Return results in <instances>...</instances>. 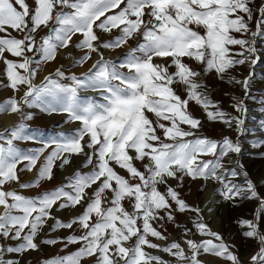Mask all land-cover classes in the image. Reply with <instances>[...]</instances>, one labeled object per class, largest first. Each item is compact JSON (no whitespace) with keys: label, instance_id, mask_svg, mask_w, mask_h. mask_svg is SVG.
Segmentation results:
<instances>
[{"label":"snow or ice","instance_id":"snow-or-ice-1","mask_svg":"<svg viewBox=\"0 0 264 264\" xmlns=\"http://www.w3.org/2000/svg\"><path fill=\"white\" fill-rule=\"evenodd\" d=\"M257 41L264 42V0H0V62L5 86L18 94L0 102V113L22 117L0 131V240L8 241L0 243V264H21L41 245L77 247L40 264H264V176L244 162L245 147L264 159V120L260 135L244 142L248 101L264 114ZM70 47L83 54L69 67L99 58L79 75L62 66L36 83L40 66ZM121 48L127 50L116 60L104 58L102 50ZM210 76L238 88L231 112L212 98ZM87 92L96 95L81 96ZM191 103L235 135L202 134ZM31 109L66 114L63 122L79 127L22 148L38 140L26 123ZM80 155L88 170L50 190L34 196L9 190L13 182L42 188L54 169ZM34 170L32 180L20 181ZM185 179L217 185L220 230L183 198ZM77 207L68 220L56 215ZM177 213L192 218L182 227ZM166 223L182 232L183 243L169 240ZM61 230L70 234L54 235ZM237 239L257 242L247 262Z\"/></svg>","mask_w":264,"mask_h":264},{"label":"rangeland","instance_id":"rangeland-1","mask_svg":"<svg viewBox=\"0 0 264 264\" xmlns=\"http://www.w3.org/2000/svg\"><path fill=\"white\" fill-rule=\"evenodd\" d=\"M258 2H259V0H258ZM45 31L46 30L39 32L37 34V38L39 37V35H43ZM116 34H117L116 32H113V33H101L100 35H101L102 40H107ZM78 39H79V37L74 38L73 44L78 42ZM259 45H262V46L259 48ZM257 46H258L259 51L264 53V42L257 41ZM126 50H127V48L112 49V50L104 49L103 50V52H105L104 58L107 60H110L109 55H111V53L115 54L116 57L117 56L120 57L122 55V53ZM79 52L81 54H83L82 51L74 49L73 47H70L67 50L58 51L57 58L55 59V61L49 62L47 64H42L40 66L39 74L36 78V83H39L44 78V76L48 75L49 73L54 72L56 68L62 67V66L64 68H67L66 74H69V75L72 74L73 72L76 73L77 75H79L83 72H86L97 59H95L94 54H92L91 59L89 61H87L85 64L77 65L75 67H69V65L72 64L73 59L75 57L80 56ZM69 53H71V55H69ZM8 58L9 59H15V58L11 57L10 55H8ZM157 60H158V61H156L157 63L161 62L159 59H157ZM258 64L259 65L257 67L255 66V70L258 69L257 76H259L262 72H264V63H258ZM52 66H54V67H52ZM51 67H52V69H51ZM3 68H4V65L2 62H0V102H3L5 99H7L13 95H18L17 93H14L10 88H7L5 86L6 80L3 77ZM207 83L213 89L212 93H211L212 98L214 100L220 101L222 106L224 107V109L231 112L232 108L230 106V97L232 95H239L238 89L236 91L235 86L229 85L225 82H221L218 79H215L214 76H210L207 80ZM22 91L23 90H21V93H19V95H22ZM90 93H93V92H90ZM225 93H227L228 95H225ZM95 95H96V93H94L92 95L81 93V96H95ZM251 103H252L251 101H248V105L253 106V107H249V109L256 111L253 114L254 115L253 116L254 122L257 123V122H260L261 120H264V114L260 113L258 111L257 106H255L253 103L252 104ZM29 111H31L33 113L34 118L31 121H26V123L28 125H30L32 129L36 130V135L38 137V140L35 143L20 144L19 146L22 148H24V147H28V148L39 147L40 146V143H39L40 140H48L50 138H54L58 133L68 132V131H71V130L79 127V124L77 122H72V123H67V124L64 123L63 121H65L67 119L66 114H59V113H57V114H45V113L40 112L38 109H31ZM190 111H192L193 114L197 118L202 120V122H203L202 134L208 135L212 138H217V139L221 138L222 135H231V136L235 135L234 132L229 130L224 125H222L220 123H213V122L208 121L206 116L204 115L202 109L199 106L195 105V103L190 104ZM258 114L261 117L262 116L263 117L262 118L257 117ZM149 116H150V118H154L151 116V114H149ZM49 117H50V119H49ZM21 121H22V117L19 113H0V131H4L5 129L11 128V127L17 125L18 123H20ZM258 131H259V135H260V129L259 128H258ZM83 160H84L83 155L72 156L70 158V164L69 165L65 166L64 168L57 167L56 169H54V179L50 182H44L42 188H39V189H20L18 187V185L15 182H13L9 186V190H16L25 196H34L39 191L50 190L51 188L58 186L60 183L64 182L65 178L74 174L75 171H77V170L87 171L88 169L82 168ZM244 162H245L246 166L250 168L252 173H254V174L259 173L260 175L264 176V159L261 158L259 150L250 149V148L248 150H245ZM137 164L139 165V162H137ZM119 171L121 172V174H124L123 170H119ZM34 175H35V170L32 172L25 171V172L20 174V181L22 183L29 182L30 180H32L34 178ZM170 183L175 185L176 182L170 181ZM204 183L205 182L200 181V180L191 181L189 179H185L184 187L181 189V192H182L183 198L187 201V203H189L190 205H193V206H198L201 209L204 220L206 222H208V217L206 216V210H205V208H203L204 206L202 203V198L205 195V193H204L205 191H204V189L201 191V187ZM212 184L213 183H210L211 186H212ZM211 188L212 189H211L210 193H212V191H214L213 187H211ZM162 190H163V188H162ZM78 208L79 207H77L76 209H78ZM76 209H74V210H76ZM72 210L73 209H68V210L62 211V213H63L62 216L69 214ZM0 211H2V209H0ZM219 211H222V209H220ZM60 213H57L58 216H60ZM191 218H192V216L190 213H185V214L177 213V221L180 223V225L182 227L186 223H188V221ZM49 223H51V221ZM161 223H163V222H161ZM156 226H158V225H156ZM165 227L167 228V232L165 234L168 235L170 241L173 238H177L180 240L181 243H183V236H182V232L180 230L176 229V227L172 223H166ZM225 227H226V225H225ZM220 229H221V218L219 216V225H218L216 230H220ZM46 233H47V228H45L43 230L40 238L43 239L44 238L43 236L44 235L46 236ZM57 233H58V235H57ZM57 233H55L54 235L60 236V235H62V233H65L62 236H67V234L68 235L70 234L68 232V230H61L60 232L58 231ZM225 235H227V233H225ZM195 238L200 239L199 236H196ZM153 242L162 243L160 241H156L154 238H153ZM0 243L7 244L8 241L0 240ZM235 243H236L237 248L239 250V254L241 256V259L244 260L245 262H247L249 260L250 256L252 254H254V252L257 250V242H255V241L248 240V241L241 242L239 239H237L235 241ZM41 246L42 247L40 248V250L38 252H29L28 254L22 256L23 259H22V257L20 258L21 263L22 264H40V262L43 259L50 258V257L56 256V255H65L69 252L75 251V249L77 247L75 245H71L64 252H61L60 249L62 248L63 245H60V246L56 245V246H51V247L44 245L45 248L43 247V245H41ZM47 249L49 251H47ZM57 250H58V252H57ZM150 251H152L153 254L163 255L164 257L166 256L162 253H159L156 250H154V251L150 250ZM32 254H35V255L32 257ZM31 257H32V259H31ZM204 259H206L208 261L214 260V258H212V257H204Z\"/></svg>","mask_w":264,"mask_h":264},{"label":"bare ground","instance_id":"bare-ground-1","mask_svg":"<svg viewBox=\"0 0 264 264\" xmlns=\"http://www.w3.org/2000/svg\"><path fill=\"white\" fill-rule=\"evenodd\" d=\"M262 45H259V48L261 47ZM103 51V50H102ZM115 53V52H114ZM104 54H105V52H104ZM118 54V53H117ZM79 55H82L80 52H79ZM118 57V56H117ZM117 57H116V55L115 54H113V53H111V55H109V59L110 60H116L117 59ZM94 58L95 59H98L99 57H98V55L97 54H94ZM158 61V60H157ZM259 64H257L256 65V67L258 66ZM55 66V65H54ZM54 66H52V67H54ZM48 67V66H47ZM52 67H51V69H52ZM50 69V70H51ZM54 69V68H53ZM49 70V69H48ZM245 71H246V69H245ZM255 72H256V74L258 73V69L257 70H255ZM43 78V77H42ZM237 87H236V91H237ZM83 94H94V93H90V92H87V93H83ZM252 104V103H251ZM256 106V105H255ZM249 107H253V106H249ZM256 111L255 110H249V112H248V114H247V116L245 117V120H246V127L250 130V133H249V135H246L245 137H244V142L247 144L248 143V141H249V139H250V137L251 136H253V135H255V136H258L259 135V131H258V128H259V124H260V122H257V123H255L254 122V113H255ZM51 117V116H50ZM50 117H49V119H50ZM58 117V116H57ZM257 117H259V118H262L259 114H258V116ZM54 119V118H53ZM226 132V131H225ZM249 149V147H245V150H248ZM210 183L211 182H207L206 184L204 183L203 184V189H204V193H205V195L203 196V198H202V203H203V208H205V210H206V216L208 217V222H209V224H210V227L213 229V230H216L217 229V227H218V225H219V216H218V208H217V206H216V204H215V200L217 199V197L215 196V194H214V191H212V193H210V191H211V187H213V190L215 189V187L217 186V185H215V184H212V186L210 185ZM211 186V187H210ZM82 209L81 208H78V209H76V210H72L69 214H67V215H65V216H62V212L60 213V218L61 219H63V220H68V219H70V218H72L73 216H75V215H77V214H79V212L81 211ZM68 213V212H67ZM58 215V214H57ZM60 232V231H59ZM68 232L70 233V230H68ZM65 233H62V235H64ZM42 235V234H41ZM57 235H58V233H57ZM62 235H60V236H62ZM68 235V234H67ZM44 238L46 237L45 235L43 236ZM161 242V241H160ZM163 243V242H162ZM60 246V245H59ZM42 247V246H41ZM43 247H44V245H43ZM49 247H51V246H49ZM63 247V246H62ZM45 248V247H44ZM43 248V249H44ZM56 248V247H55ZM46 250V249H45ZM47 251H49L48 249H47ZM154 251V250H153ZM52 252V251H51ZM56 252V251H55ZM57 252H58V250H57ZM41 253V252H40ZM39 253V254H40ZM28 254V253H27ZM35 254H32V257L34 256ZM38 255V254H37ZM36 255V256H37ZM24 256V255H23ZM28 256V255H27ZM35 256V257H36ZM32 257H31V259H32ZM28 258V257H27ZM22 259H23V257H22ZM164 259H169V257H167V256H165L164 257ZM26 260V259H25ZM23 261V260H22ZM26 262V261H25ZM24 262V263H25ZM22 264V263H21Z\"/></svg>","mask_w":264,"mask_h":264}]
</instances>
